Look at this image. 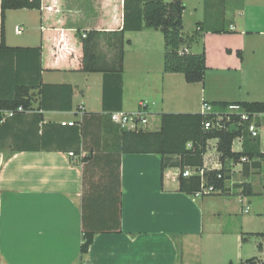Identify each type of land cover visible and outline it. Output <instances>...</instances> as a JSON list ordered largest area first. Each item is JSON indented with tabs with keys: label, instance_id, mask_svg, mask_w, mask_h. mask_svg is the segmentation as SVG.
Returning a JSON list of instances; mask_svg holds the SVG:
<instances>
[{
	"label": "crops",
	"instance_id": "1",
	"mask_svg": "<svg viewBox=\"0 0 264 264\" xmlns=\"http://www.w3.org/2000/svg\"><path fill=\"white\" fill-rule=\"evenodd\" d=\"M182 2L184 33L202 27L198 41L183 49H205L208 69L243 71L245 60L264 59V0ZM123 18L124 0H42L41 9L6 11L7 46L41 45L44 70L33 51L0 49V99L13 98L18 83L42 80L30 90L28 109L0 121V264H247L245 218L237 217L240 208L230 196L245 195L243 188L232 193L227 179L224 193H214L223 196L181 191L179 166L163 170L156 153L122 151L124 130L109 114L136 112L147 100L154 131L164 112H200L192 107L200 103V86L201 99L210 103L255 100L222 97L205 80L189 83L182 73L165 72L161 29L125 32L120 76L111 32L122 29ZM91 30L105 31L96 49L103 71L80 70V34ZM238 140L234 151L243 149ZM217 142L208 141L201 166L207 171L222 168ZM234 165L244 167L230 162V178ZM244 182L253 193L260 185ZM251 212L249 206L245 213ZM84 232L94 237L82 254ZM251 233L264 239V232ZM258 248L252 257L264 260V244Z\"/></svg>",
	"mask_w": 264,
	"mask_h": 264
},
{
	"label": "trees",
	"instance_id": "2",
	"mask_svg": "<svg viewBox=\"0 0 264 264\" xmlns=\"http://www.w3.org/2000/svg\"><path fill=\"white\" fill-rule=\"evenodd\" d=\"M41 9L42 0H2L1 1V44L0 49L6 52L18 50L35 52L36 64L39 71H43L42 46L10 47L6 44L5 18L9 9ZM185 4L182 0H124V21L120 30L111 32L116 38L118 50V62L114 69L121 76L123 72V57L125 48L124 34L127 31H139L143 29H161L164 35V71L167 73H182L189 83L204 82L208 69L206 63L205 49L199 53L191 51L181 53L184 46H190L202 36V27L197 24V29L192 34L183 31V13ZM105 31L91 30L86 37L80 34L83 58L81 60V71L95 72L103 71V66L98 60L97 45L98 39ZM128 42V41H127ZM241 55V52L238 51ZM8 61V60H6ZM13 61V60H12ZM21 62L23 60H20ZM7 67V66H6ZM5 67V68H6ZM4 68V69H5ZM28 82L15 85V96L11 99H0V105L4 109H17L23 106L28 109L31 106L32 97L30 90L41 86ZM45 85H43L44 87ZM71 93L72 87H69ZM224 106L229 103H240L248 111L264 112V101H237V102H214ZM43 105V104H42ZM1 117V114H0ZM206 120H215L214 114H202L201 112L173 113L164 112L161 114V127L159 130H124L122 132V151L124 153H156L162 158V169L167 166L176 165L181 168L180 190L187 194H195L201 189L202 180L200 176H183L184 168L187 166L201 167L204 164V155L207 151L208 141L218 139L217 151L220 153L222 168L207 171L205 174L206 185H214L221 193H224L226 180L230 178V162H243L244 167H249L248 162L258 164L256 160L264 159V151L258 142L252 140L246 133L243 138V149L233 150L234 140L242 134L241 128L236 126L229 129L210 128L206 129ZM234 120L237 121V118ZM191 143V147L188 144ZM75 153V152H74ZM175 157L177 159H175ZM246 158V160H242ZM256 161V162H255ZM258 166V165H257ZM221 174V178L218 175ZM245 195L253 194L250 183L240 185ZM94 233L84 232L81 253L85 254L93 241ZM242 239H245L243 236ZM247 264H264V260L252 257L246 260Z\"/></svg>",
	"mask_w": 264,
	"mask_h": 264
},
{
	"label": "rangeland",
	"instance_id": "3",
	"mask_svg": "<svg viewBox=\"0 0 264 264\" xmlns=\"http://www.w3.org/2000/svg\"><path fill=\"white\" fill-rule=\"evenodd\" d=\"M168 1V0H167ZM194 47V52H201L202 49ZM202 83V82H201ZM206 86L211 88H216L218 91L222 89V97H238L241 99H251V100H259L264 101V59L263 60H245V68L243 71L233 70L230 73L227 72H219L218 69L212 67L207 70L205 82ZM200 86V85H199ZM199 97L200 103L194 104L192 107L194 109L201 110V104L204 99H201V86ZM250 94V95H248ZM247 97V98H246ZM198 103V100H197ZM214 104L215 109L220 111L223 107L220 105L221 103H212ZM159 124V122H158ZM149 130L156 128V124L154 122L150 123L147 127ZM210 143L214 145L215 139L210 140ZM235 150H240L241 143L238 139L234 142ZM213 158L219 159V156H214ZM261 163V167H255L253 164L249 163L250 175H245V168L242 165H234L236 171L232 173L231 178L227 180V185L232 193L241 192V188H239L240 184L243 181L250 180L255 181L260 185H254V193L251 195H238L232 194L230 196L233 197L234 205L237 206L238 211L237 217L244 220L245 218V226L243 224V231L245 232V236L247 237V241L243 242L246 244V248L250 250V254L245 256L250 258L254 255H258L259 243L262 242L264 244V239L261 237L262 235H253L251 232H264V193L263 187L264 184V159L256 160ZM255 161V162H256ZM211 196H223L216 194H208ZM206 196V195H205ZM240 196V197H238ZM241 205L243 208L245 206H250L252 212L246 214L241 210ZM242 208V209H243ZM226 264H231L229 261ZM233 264H238V262L234 261Z\"/></svg>",
	"mask_w": 264,
	"mask_h": 264
},
{
	"label": "built area",
	"instance_id": "4",
	"mask_svg": "<svg viewBox=\"0 0 264 264\" xmlns=\"http://www.w3.org/2000/svg\"><path fill=\"white\" fill-rule=\"evenodd\" d=\"M23 28H18L17 32L22 33ZM181 53L188 52L187 48H182ZM214 104L203 101L201 113L202 114H214L215 120H206L204 126L206 129L218 128L229 129L236 126L241 128L242 134L237 137L238 139L244 138L246 133L252 140L258 142L261 146V150L264 151V112L248 111L240 103H229L222 106L223 108L218 111L215 109ZM150 104L147 100L140 102V107L136 112H125L122 110H116L110 112L111 120L118 124L122 130H145L148 127V115L150 114ZM23 106H19L17 109H4L0 105V121L15 116L18 112L24 111ZM237 118V121L234 120ZM64 125H74L76 122H63ZM191 147V143L188 144ZM70 155L75 156L74 152H70ZM246 160V158H242ZM207 170L205 167H188L184 169L183 175L200 176L202 180L201 189L195 193L197 196H204L208 194H214L220 192L214 185H206L205 174ZM221 174L218 177L221 178ZM249 206L244 209L248 212Z\"/></svg>",
	"mask_w": 264,
	"mask_h": 264
}]
</instances>
